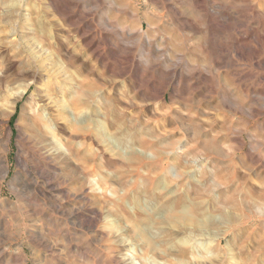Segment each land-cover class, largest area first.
Segmentation results:
<instances>
[{
	"label": "rangeland",
	"instance_id": "rangeland-1",
	"mask_svg": "<svg viewBox=\"0 0 264 264\" xmlns=\"http://www.w3.org/2000/svg\"><path fill=\"white\" fill-rule=\"evenodd\" d=\"M0 264H264V0H0Z\"/></svg>",
	"mask_w": 264,
	"mask_h": 264
},
{
	"label": "bare ground",
	"instance_id": "bare-ground-1",
	"mask_svg": "<svg viewBox=\"0 0 264 264\" xmlns=\"http://www.w3.org/2000/svg\"><path fill=\"white\" fill-rule=\"evenodd\" d=\"M44 81H45V80H43V79L40 81V84L37 86L35 96H39V97H40L41 92H42L40 89H45V88H46L45 86L48 85V83L45 84ZM38 89H39V90H38ZM12 101H13V100H12ZM10 104H11V102H10ZM11 111H12V110H11ZM4 112H5V110H4ZM66 112H67V114H69V113H70V110L68 111V109H67ZM31 121H32V119H31ZM36 131H37V130H36ZM2 168H3V166H2ZM4 170H5V168H4Z\"/></svg>",
	"mask_w": 264,
	"mask_h": 264
}]
</instances>
